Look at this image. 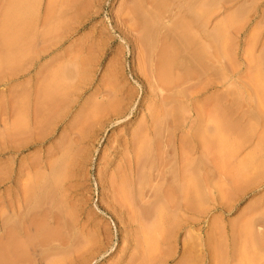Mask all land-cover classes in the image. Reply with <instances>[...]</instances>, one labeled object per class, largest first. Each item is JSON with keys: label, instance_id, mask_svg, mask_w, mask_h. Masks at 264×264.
Masks as SVG:
<instances>
[{"label": "rangeland", "instance_id": "374dc122", "mask_svg": "<svg viewBox=\"0 0 264 264\" xmlns=\"http://www.w3.org/2000/svg\"><path fill=\"white\" fill-rule=\"evenodd\" d=\"M74 4L0 70V264H264V0Z\"/></svg>", "mask_w": 264, "mask_h": 264}, {"label": "crops", "instance_id": "0c3cea01", "mask_svg": "<svg viewBox=\"0 0 264 264\" xmlns=\"http://www.w3.org/2000/svg\"><path fill=\"white\" fill-rule=\"evenodd\" d=\"M0 7V70L3 71H33L59 64L65 57L62 52L68 48L63 47L62 51L61 46L74 35L78 23L86 21L75 14L74 0H65L63 6L57 0H0ZM61 8L62 15L58 13ZM45 30L52 33L48 39L44 37ZM61 30L67 36L61 37Z\"/></svg>", "mask_w": 264, "mask_h": 264}, {"label": "bare ground", "instance_id": "6f19581e", "mask_svg": "<svg viewBox=\"0 0 264 264\" xmlns=\"http://www.w3.org/2000/svg\"><path fill=\"white\" fill-rule=\"evenodd\" d=\"M5 27H6V26H5ZM5 27H4V28H5ZM186 27H187V26H186ZM188 27H189V26H188ZM188 27H187V28H188ZM187 28H186V30L188 31ZM190 28H192V25H191ZM6 30H8V29L6 28ZM183 31L186 33L185 28L183 29ZM4 32H5V34L7 33V32L5 31V29H4ZM184 32H183V35H185ZM181 33H182V32H181ZM190 33H192V32H190ZM190 33H189V34H190ZM179 34H180V33H179ZM187 34H188V33H187ZM193 34H194V33H193ZM183 35H181V36H183ZM190 35H191V34H190ZM197 35H198V34H197ZM4 36H5V35H4ZM8 36H9V35H8ZM8 36H7V37H8ZM178 36H179V35H178ZM191 36H193V35H191ZM191 36L188 35V37H186V36H185V37H186L187 40L192 41L193 44H194V42H196L198 39H196V37H194V36L191 38ZM198 36H199V35H198ZM10 37H11V36H10ZM10 37H9V38H10ZM183 37H184V36H183ZM185 37H184V39H185ZM199 37H201V36H199ZM181 38H182V37H181ZM10 39H11V38H10ZM203 39H204V38H203ZM203 39H202V40H203ZM7 40H9V39H7ZM199 40H200V39H199ZM204 40H205V39H204ZM3 41H4V38H3ZM10 41H11V40H10ZM5 42H6V40H5ZM5 42H3V44H5ZM7 42H8V41H7ZM7 42H6V45H5V46H7ZM187 42H188V41H187ZM190 43H191V42H190ZM190 43H189V44H190ZM9 44H10V43H9ZM9 44H8V45H9ZM187 44H188V43H187ZM202 44H203V42H202ZM185 45H186V43H185ZM3 46H4V45H3ZM197 46H198V45H197ZM199 46H200V45H199ZM7 47H8V46H7ZM204 47H206V46H203V48H204ZM190 48H191V47H190ZM201 48H202V47H201ZM196 50H197V52H198V49H197V48H196ZM200 50H201V49H200ZM189 51H190V50H189ZM201 51L203 52V49H202ZM199 52H200V51H199ZM199 52H198V53H199ZM176 53H177V52H176ZM200 53H201V52H200ZM177 54H178V53H177ZM192 55H193V54H192ZM192 55H191V56H192ZM7 56H8V55H7ZM12 56H13V55H12ZM177 56H178V55H177ZM201 56H203V55H201ZM14 57H15V56H14ZM174 57H175V56H174ZM195 58H196V57H195ZM14 60H15V59H14ZM172 60H173V59H172ZM175 60H176V59H175ZM179 60H180V59H179ZM179 60H178V61H179ZM17 61H18V60H16L15 62H17ZM171 62H172V61H171ZM174 62H176V61H174ZM179 62H180V61H179ZM182 64H183V62H182ZM175 65H176V64H175ZM177 65H178V64H177ZM179 65H180V64H179ZM172 66H173V65H172ZM172 66H171V67H172ZM196 186H197V185H196ZM157 189H158V188H156V190H157ZM202 189H203V188H202ZM202 189H201V190H202ZM154 190H155V188H154ZM199 191H200V189L198 190V192H199ZM189 194H190V193H189Z\"/></svg>", "mask_w": 264, "mask_h": 264}]
</instances>
